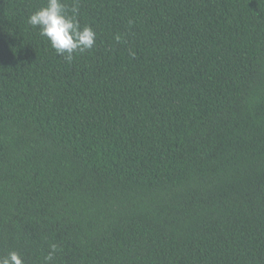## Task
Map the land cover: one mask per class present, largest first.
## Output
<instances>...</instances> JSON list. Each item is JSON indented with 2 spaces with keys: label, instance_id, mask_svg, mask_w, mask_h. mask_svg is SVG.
<instances>
[{
  "label": "trees",
  "instance_id": "obj_1",
  "mask_svg": "<svg viewBox=\"0 0 264 264\" xmlns=\"http://www.w3.org/2000/svg\"><path fill=\"white\" fill-rule=\"evenodd\" d=\"M63 2L71 62L0 0V256L264 264V0Z\"/></svg>",
  "mask_w": 264,
  "mask_h": 264
},
{
  "label": "clouds",
  "instance_id": "obj_2",
  "mask_svg": "<svg viewBox=\"0 0 264 264\" xmlns=\"http://www.w3.org/2000/svg\"><path fill=\"white\" fill-rule=\"evenodd\" d=\"M78 9L72 8L71 14L66 10L63 0H46V4L30 14L28 24L39 28L40 35L46 37L58 56L71 62L73 54L83 53L94 47L96 32L91 26L81 27L77 19ZM56 246L47 259L52 258ZM0 264H24L23 258L16 251L0 256Z\"/></svg>",
  "mask_w": 264,
  "mask_h": 264
}]
</instances>
